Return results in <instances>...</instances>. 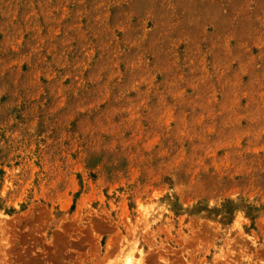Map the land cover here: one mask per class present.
<instances>
[{
    "label": "rangeland",
    "instance_id": "374dc122",
    "mask_svg": "<svg viewBox=\"0 0 264 264\" xmlns=\"http://www.w3.org/2000/svg\"><path fill=\"white\" fill-rule=\"evenodd\" d=\"M264 264V0H0V264Z\"/></svg>",
    "mask_w": 264,
    "mask_h": 264
},
{
    "label": "bare ground",
    "instance_id": "6f19581e",
    "mask_svg": "<svg viewBox=\"0 0 264 264\" xmlns=\"http://www.w3.org/2000/svg\"><path fill=\"white\" fill-rule=\"evenodd\" d=\"M126 264H144V261L140 258L139 261L137 263H134L133 261H127Z\"/></svg>",
    "mask_w": 264,
    "mask_h": 264
}]
</instances>
